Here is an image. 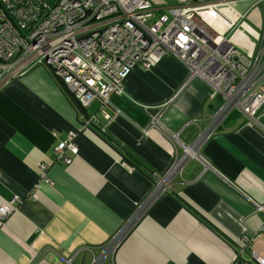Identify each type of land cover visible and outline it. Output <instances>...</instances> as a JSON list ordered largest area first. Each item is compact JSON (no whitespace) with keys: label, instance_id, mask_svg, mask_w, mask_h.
Wrapping results in <instances>:
<instances>
[{"label":"crops","instance_id":"1","mask_svg":"<svg viewBox=\"0 0 264 264\" xmlns=\"http://www.w3.org/2000/svg\"><path fill=\"white\" fill-rule=\"evenodd\" d=\"M148 1L160 9L184 0ZM204 2L222 3L237 20L239 50L253 55L264 7L256 0ZM31 69L0 84V207L11 210L0 220V264H88L84 247L102 246L181 153L172 135L193 143L198 129L189 123L207 125L219 100L200 81L186 84L185 68L166 56L152 69H133L105 109L110 120L95 110L85 118L48 70ZM162 107L153 126L149 111ZM257 119L264 124V111ZM71 133L78 153L68 151L64 164L54 152ZM201 156L223 179L189 160L115 264H231L244 236L250 244L242 255L264 259V137L234 114Z\"/></svg>","mask_w":264,"mask_h":264},{"label":"built area","instance_id":"2","mask_svg":"<svg viewBox=\"0 0 264 264\" xmlns=\"http://www.w3.org/2000/svg\"><path fill=\"white\" fill-rule=\"evenodd\" d=\"M256 3L264 7V0ZM224 9L220 2L204 0H184L181 5L160 9L148 0H0V84L42 67L63 82L85 113L95 110L110 120L105 112L109 99L122 93V84L133 69H152L168 56L185 68L186 84L200 81L208 87L210 97L219 100L207 125L189 123L198 129L193 143L187 145L178 134L172 135L181 153H174L168 168L154 177L145 199L133 205L105 244L84 247L88 264H115L117 251L168 195L172 179L189 160L223 179L201 153L232 115L242 116L264 137V124L256 117L264 103V14L258 48L247 57L232 37L237 20L228 18ZM163 109L153 116V126ZM74 136L69 134L58 145L56 160L69 164L67 152L77 155ZM39 168L46 169L44 165ZM147 204L148 210L142 211ZM258 210L264 213L262 208ZM10 213L7 207L0 220ZM241 239L240 255L231 264H264L254 252L242 255L250 238Z\"/></svg>","mask_w":264,"mask_h":264},{"label":"water","instance_id":"3","mask_svg":"<svg viewBox=\"0 0 264 264\" xmlns=\"http://www.w3.org/2000/svg\"><path fill=\"white\" fill-rule=\"evenodd\" d=\"M55 79L59 83L60 87L62 89H64V92H65L66 90H65V86H64L63 82L60 79H58V78H55ZM64 94L67 97V99L70 101V104L74 107L76 113L79 111V112H81L85 116V118H87L88 115L84 112V109L82 108V106L80 105V103L70 93H68L67 91ZM149 112H150V114L152 116H155L156 114H158V110H156V109H152ZM128 164L131 165L134 168H137L136 165H133L129 161H128Z\"/></svg>","mask_w":264,"mask_h":264},{"label":"rangeland","instance_id":"4","mask_svg":"<svg viewBox=\"0 0 264 264\" xmlns=\"http://www.w3.org/2000/svg\"><path fill=\"white\" fill-rule=\"evenodd\" d=\"M245 55H246L247 57H250V54H248V51L245 52ZM34 68L36 69L35 71H43V72L45 73V70H43V68H41V67H38V66H37V67H34ZM34 68H32V69H34ZM37 68H38V69H37ZM32 69H31V70H32ZM29 71H30V70H29ZM115 95H116V94H115ZM112 96H114V95H112ZM112 96H111V97H112ZM111 97H110V98H111ZM109 100H110V99H109ZM110 103H111V101H110ZM263 105H264V104H263ZM263 105H262V107H260V110L258 111L256 117H257V116L259 117V116L262 114V112L264 111V106H263ZM156 110L159 111L160 109H156ZM258 117H257V118H258ZM153 182H154V179H153ZM119 226H120V225H119ZM119 226H118V227H119ZM109 237H110V236H109ZM107 240H108V239H107ZM105 243H106V242H105ZM105 243H104V244H105Z\"/></svg>","mask_w":264,"mask_h":264},{"label":"bare ground","instance_id":"5","mask_svg":"<svg viewBox=\"0 0 264 264\" xmlns=\"http://www.w3.org/2000/svg\"><path fill=\"white\" fill-rule=\"evenodd\" d=\"M131 169V168H130ZM131 171H133V169H131ZM162 191V189H160L159 190V194H160V192ZM148 193V192H147ZM147 193L139 200V201H142L143 199H145V197H146V195H147ZM164 198V197H163ZM162 198V199H163ZM139 201H136V202H139ZM136 202H134V204H136ZM133 204V205H134ZM148 204H147V206L146 207H144L143 209H142V211H147L148 210ZM6 208H7V206L6 205H2L1 207H0V209H2V211H0V219L2 218L1 216L2 215H4L5 214V210H6Z\"/></svg>","mask_w":264,"mask_h":264}]
</instances>
